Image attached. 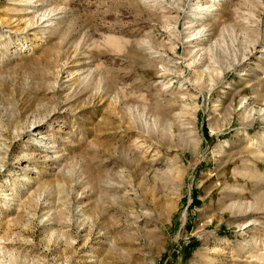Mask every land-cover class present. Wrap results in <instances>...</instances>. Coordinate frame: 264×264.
Here are the masks:
<instances>
[{"label": "rangeland", "instance_id": "374dc122", "mask_svg": "<svg viewBox=\"0 0 264 264\" xmlns=\"http://www.w3.org/2000/svg\"><path fill=\"white\" fill-rule=\"evenodd\" d=\"M0 264H264V0H0Z\"/></svg>", "mask_w": 264, "mask_h": 264}]
</instances>
